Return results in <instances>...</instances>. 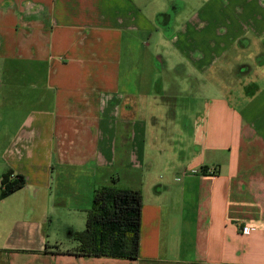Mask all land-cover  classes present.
I'll use <instances>...</instances> for the list:
<instances>
[{"label": "crops", "instance_id": "0c3cea01", "mask_svg": "<svg viewBox=\"0 0 264 264\" xmlns=\"http://www.w3.org/2000/svg\"><path fill=\"white\" fill-rule=\"evenodd\" d=\"M148 1L0 0V182L26 180L0 264H264V0ZM113 181L142 193L139 258L77 256Z\"/></svg>", "mask_w": 264, "mask_h": 264}, {"label": "trees", "instance_id": "16d2710c", "mask_svg": "<svg viewBox=\"0 0 264 264\" xmlns=\"http://www.w3.org/2000/svg\"><path fill=\"white\" fill-rule=\"evenodd\" d=\"M26 180L4 174L0 182V201L23 189ZM142 227V193L113 186L95 191L92 208L87 214L86 229L75 235L79 243L74 253L80 257L137 260L140 254ZM59 253V251H53Z\"/></svg>", "mask_w": 264, "mask_h": 264}, {"label": "rangeland", "instance_id": "374dc122", "mask_svg": "<svg viewBox=\"0 0 264 264\" xmlns=\"http://www.w3.org/2000/svg\"><path fill=\"white\" fill-rule=\"evenodd\" d=\"M171 1L172 0H149L148 2H146V4H149L150 8H152L153 10H159L161 8L168 7L169 3ZM177 1H178L177 3H180L179 5H182L183 8L185 9L181 15V18L183 20H185L186 19L185 17L190 16L194 12L198 11L205 4L211 2L212 0H177ZM219 3H222L224 6H227L228 0H219ZM151 48H152V50L150 52H149V50L145 51V54L143 56H140L139 60L140 61L144 60L145 62H147L148 59L150 60L151 70H152V72H150V74H151V76H153V74H156V72L154 71L153 66H152L153 57H155L163 49H161V46H160V50L157 49L159 47H158V45H155V44H151ZM157 51H158V53H157ZM249 52H254V51L252 49ZM239 55H242L241 58H243L244 60H247L250 63H254V62L250 61L252 54L247 53V52H241L240 53L237 51L235 57H237ZM243 55H245V56H243ZM135 57H137V55H135ZM232 57H233V55H232ZM231 64H234V63L231 62ZM229 67H230V64H229ZM247 79L245 80L246 82H248ZM229 80H230V82H229ZM214 81H215V85L217 87H221L223 85H229L231 83V81L234 82V83L232 82V84L234 85L237 82H239V78L236 75L220 77V76L215 74ZM13 84L14 83L12 82V86H10V84L8 82L6 93L4 94L5 96H7L6 100H14L15 93H14ZM0 100H1V98H0ZM1 129H2V127L0 126V156H1L2 152L4 151V148L8 144L9 138H10V136L2 134Z\"/></svg>", "mask_w": 264, "mask_h": 264}, {"label": "built area", "instance_id": "2783aa9c", "mask_svg": "<svg viewBox=\"0 0 264 264\" xmlns=\"http://www.w3.org/2000/svg\"><path fill=\"white\" fill-rule=\"evenodd\" d=\"M209 173L213 175V174H215L216 172H215L214 169H211V170L209 171ZM251 232H252V229L249 228V227H246V228L243 229V234H245V235H249Z\"/></svg>", "mask_w": 264, "mask_h": 264}]
</instances>
